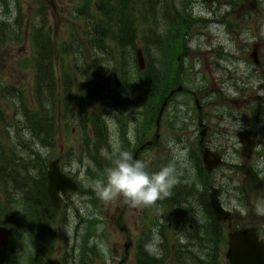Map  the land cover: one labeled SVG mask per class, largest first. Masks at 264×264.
<instances>
[{"label":"rangeland","instance_id":"obj_1","mask_svg":"<svg viewBox=\"0 0 264 264\" xmlns=\"http://www.w3.org/2000/svg\"><path fill=\"white\" fill-rule=\"evenodd\" d=\"M83 1L84 0H10L11 14H6L4 8L0 4V22H6L4 24L7 25L12 21V25L15 29L18 26L17 23L20 24L17 39L14 32H7V29H10L9 25L8 27L6 26V30H2V32L0 30V146L2 145L1 142L4 145L8 144V147L9 145L13 147L16 153L19 152L18 147H21L23 148L22 155L26 156L29 148L26 143H23L25 134L20 131V135L17 137L15 131L12 129V125L15 124V118L17 128L22 130V126H24L26 122L25 109H29L28 106H33L34 104L32 101L34 96L37 97L33 94L35 88L38 97L43 91L47 92L48 94L46 95L48 96L55 95L59 102L57 118L60 120L62 115V121L69 122V129L71 128L72 131L71 134H69V131L66 133L58 130L57 147L53 155L58 156L61 153L66 163L65 167L71 168V170L79 174L81 178L80 181L81 183L83 182V187L88 188L92 185L90 179H87L85 176L87 164L86 155L81 156L79 153V151L83 152L84 150V147L80 149V144L88 138L86 125L83 123L84 117H90L92 114L95 116L102 112L103 122H99L97 127L102 134L106 130L107 142L112 143V145H115V148L119 150L121 148L119 124H124L129 128L128 134L131 135V140H133V133L136 125L133 120L136 116H140L142 106L139 104L138 108H136V105L131 102L132 98H134L133 102L136 98L139 103V99L137 98H140V94H138L139 90L131 89V85L136 83L134 80L135 77L141 78V72L135 65L133 48L128 50V57L126 59L123 58V53L119 56L121 57V59H119L117 57V51L119 50L112 46H110L111 49L107 50L108 54H96L93 48L90 49L84 45L88 42V38L85 34V19L84 16L78 15V17H76V9ZM92 1L93 3L91 5ZM92 1L89 4L90 14L95 18L98 15V11L96 7H94L95 0ZM181 1L182 0H165V6L171 7L173 4H178ZM190 3L195 23L191 26L185 38L188 48L185 49L184 53L186 57L182 61L179 70V80L187 90L182 94L176 95L163 113L159 126L160 141L157 150L146 151L140 155L146 162L151 161L157 165L158 162L170 161L173 158L178 161L181 158L187 157V153H189L191 147L194 145L191 139L195 132L192 130V124H194L193 122L197 118L193 99L190 97L188 91L194 90L193 92H195L198 99L201 101L203 92L201 89L205 85L207 86L206 95L209 96L211 94L210 89L214 90L219 88V80L225 75V73H222V71L216 67L217 64L221 66L227 65L226 67L230 70L234 68V63L230 66L220 55L228 57L237 55L235 49L237 44V17L235 14L237 10V0H226L225 2L216 1L210 6L205 5L204 0H190ZM43 5L44 9H46V12L43 13L46 19L34 16V13L38 11L37 8H42ZM142 5L135 4L136 9H134L132 27L135 34L133 42L135 43V49L142 46L144 47L146 44L150 46L151 40L149 39H151L154 34L153 30L149 31V26L154 28L153 11ZM152 5L155 6L158 4L154 1ZM159 8L160 6L154 11L157 18V29H159L162 17ZM241 24L243 26L247 25L243 21ZM34 25L43 26L49 31L53 46L55 44L58 46L60 44L64 45L70 41L71 35L75 33L80 38L82 42L81 47H83L82 52L79 49L76 57L75 51L77 48H75L74 53L67 54L63 57H54L50 61L49 73H51L49 79H51V81L47 83L48 77L45 76V86H41V88L33 86L35 71L34 59H32L33 49L30 47L28 32L30 31L29 27L32 28ZM257 29L260 32L261 25H258ZM261 39L264 40L262 36ZM70 45L69 43L63 47L67 48ZM249 52L250 49L245 53H241L240 56H248ZM45 58H47L46 55ZM175 66L178 68V65ZM40 76L39 79L43 77L42 75ZM233 78L235 79L236 77L230 76V79ZM262 80L263 74L259 71L253 81L259 84ZM105 81H107L106 86L109 91L104 90L103 86ZM117 81H119L121 88L129 89L134 94L127 92L121 93L118 98L123 104L121 111L116 110L113 103L114 98L112 97L116 94ZM51 83H53V85H51ZM93 87H96L101 94L99 100H93L90 96L89 91ZM88 88L89 91L86 92ZM255 90H257L254 91L255 96L263 94L262 88ZM126 97L128 99H126ZM64 101L69 105V112L67 113L64 111ZM215 109L216 107L211 105L209 110L215 111ZM216 112L217 111H215L214 114ZM114 116L117 119H114ZM131 116L132 119H130ZM148 117V130L154 131V111L149 114ZM2 123H6L10 128L4 130V127L1 125ZM99 140L104 142L103 138ZM26 141L29 144V141ZM90 144L97 143L91 141ZM45 153L49 154L50 151L47 150ZM158 153H160V155H158ZM27 164H29V161ZM31 164H33V161L31 162L30 157V166ZM182 165L184 164L182 163ZM177 184L187 186L190 190V213L193 209L199 211L195 205L198 203V199L194 191L200 189L201 183L195 180L193 182L190 171H187L184 167L178 171ZM179 196L181 197V195ZM71 200L75 203V206H77L76 208H71L72 212L78 210V214L84 216L96 215L102 220V224H96V228H94L95 231H93L95 236L90 244L94 246L92 249L98 252L96 257L94 256L91 259L90 253H87L89 256L84 260L81 256V252L87 251L79 252V242H77L74 248V226L79 218L78 215L75 217L72 212L71 214L68 212L69 206L60 212L59 217L63 218L67 210V214L71 219L70 226L66 225L65 228H58L57 217L55 213H52L50 215H45L41 225L42 230L35 231L39 240H41L43 235H46V240L51 238V236V239L54 240L56 231H58L59 237H62L60 240L63 241V244L61 247L59 246V251L56 250L57 246L53 247L52 253L60 252L61 255H68L69 252H75L76 259H74L72 263L67 260L66 264H117L123 256V249L122 253L119 255L114 254V249L118 250L123 248L128 237L132 240L139 238L140 244L138 249H133L132 252H129L130 258L135 262L137 251L141 249L144 241H150L153 232H155L147 233L145 231V233L142 234L144 230L141 231L144 227H153L151 218L156 216L157 213L152 209L148 210L143 220L142 213L144 206L133 207L124 199L115 198L110 202L101 200L97 203L98 206L95 208L87 203L88 199L82 192L80 194H74ZM257 203L258 202H256V204ZM116 205L118 206V211H116L117 209L114 207ZM23 209L24 204L18 206V211L21 213V220H23ZM256 212L258 215H264L263 207H259L258 210L256 208ZM4 216L5 214H1L0 218H4ZM121 216H123L121 225L126 229L124 233L119 230L116 224V218ZM41 231H43L42 235ZM162 231L165 234H169V230L166 228L160 229V232ZM20 232L21 234L18 236V240L21 246L17 247L16 252L23 253L17 257L20 264H28V258L25 252H30L27 250V244L30 243V234L32 232L28 226H26V223H24V228ZM141 235L142 239H140ZM65 242L68 243L66 244ZM172 242L175 241L167 238L169 247ZM162 253L164 255L163 248H161L159 254ZM161 264L168 263L166 261L162 262L161 260Z\"/></svg>","mask_w":264,"mask_h":264},{"label":"flooded vegetation","instance_id":"obj_2","mask_svg":"<svg viewBox=\"0 0 264 264\" xmlns=\"http://www.w3.org/2000/svg\"><path fill=\"white\" fill-rule=\"evenodd\" d=\"M261 2L258 0L257 4ZM255 10L250 13L244 11L241 17H237L238 26L242 18H246L247 24L253 21V27H257L258 19L264 20V11L259 14V10ZM237 32V38L240 39L237 40V54L249 47L256 49L257 54L261 52L264 43L260 37L252 34L249 28H240ZM260 59L264 63V57ZM251 61L255 66L264 67L261 61L255 63L251 56H237L232 111H226L223 118L217 116V123L212 119L203 123L205 137L201 150H209L206 162L202 161L201 155L198 157L193 153L188 154V165L193 170H198L201 180L197 192L200 191L203 195V229L208 239L211 237L217 240L214 247L216 252H226L228 234L231 231L255 227L257 217L253 204L257 200L264 202V69L261 68L262 84H256L251 78L252 71L257 69L251 66ZM257 86L259 89L263 88L260 96H255L254 89ZM218 90L210 89L214 93H218ZM209 167L211 169H207ZM211 191L220 206L229 213L228 218L217 221L213 212L211 214ZM191 226L189 223L188 227Z\"/></svg>","mask_w":264,"mask_h":264},{"label":"trees","instance_id":"obj_3","mask_svg":"<svg viewBox=\"0 0 264 264\" xmlns=\"http://www.w3.org/2000/svg\"><path fill=\"white\" fill-rule=\"evenodd\" d=\"M156 1L158 5H152V3ZM188 0H183L180 4H173L171 7L165 6L164 0H97V9H98V17H96V21L93 20L92 16L88 15L87 21L90 22L88 24L89 32L87 37L91 45H97L99 49H104L106 47V43L108 40H112L113 42L119 44L121 46V50L127 51L129 46H133V40L135 38V34L133 31V18H134V9L135 4L144 5L145 7L147 4L152 6L150 9L153 11L157 10L160 6V10L163 12V18L161 17V22L159 28H166L170 31L171 37L167 36L164 40H168L170 42L169 45L164 47H159L158 50L160 54L164 56L165 61L163 62V75L161 76L160 80H156L154 85L159 84L158 90L160 95L163 97L165 92L170 88L174 87L179 83V77L176 76L177 71L174 69L175 63H177L176 58L180 56V51L182 50L181 41L183 40V32L186 31L191 23L192 20L190 19L189 14V5ZM142 5V6H143ZM170 10L171 14H168ZM172 11H174L172 13ZM170 15V16H169ZM154 28L149 26L150 31H154L155 33V40L159 41L160 38L158 34L160 33V29L156 31L158 25L156 23L157 18L154 16ZM95 24L94 32L90 31L91 27ZM162 30V29H161ZM172 40L173 42H171ZM150 49V48H149ZM155 49V48H154ZM151 50V49H150ZM66 50H63L65 52ZM167 65H172L173 67H167ZM42 67V62L38 63V69ZM178 70V69H177ZM175 72V73H174ZM43 77L38 80V83L41 86H44V77L45 74L42 75ZM49 81V78H48ZM152 85V86H154ZM154 88V87H153ZM42 105V102L40 103ZM54 124L53 120H50V133L48 132V139L49 145L51 146L52 140L50 137L53 134ZM40 127L38 128V131ZM43 183L44 177L43 175L37 176L35 178V194L40 196L41 204L40 206L46 209H51V206L48 202V199L43 197ZM46 197V195H45ZM24 198L26 197V192H24ZM37 207V204H34V208ZM0 211L1 208H0ZM3 255L5 252L0 251ZM194 259V258H193ZM196 260V259H195ZM197 261V260H196ZM194 264V263H191Z\"/></svg>","mask_w":264,"mask_h":264},{"label":"clouds","instance_id":"obj_4","mask_svg":"<svg viewBox=\"0 0 264 264\" xmlns=\"http://www.w3.org/2000/svg\"><path fill=\"white\" fill-rule=\"evenodd\" d=\"M102 156L109 158L107 153ZM177 183L174 165H166L152 171L142 160L134 158L131 151L119 150L103 175L92 185L98 199L110 202L115 198H123L133 207L152 206L157 201L170 195ZM160 243L158 235H153L145 250L150 254L158 253Z\"/></svg>","mask_w":264,"mask_h":264},{"label":"water","instance_id":"obj_5","mask_svg":"<svg viewBox=\"0 0 264 264\" xmlns=\"http://www.w3.org/2000/svg\"><path fill=\"white\" fill-rule=\"evenodd\" d=\"M208 2L211 0H207ZM138 53V62L142 66L143 60ZM181 88H178V90ZM118 103V102H117ZM166 102H164L160 113L163 111ZM76 190L72 179L65 177L60 173L56 162H52L49 165V171L47 173V192L51 202L55 207L60 206L59 191L66 193L69 190ZM216 212V216L220 218V211L218 206L213 205ZM0 245L5 248L7 245V233L3 227H0ZM229 252H227V258L230 264H264V245L258 241L257 234L253 230H244L232 234L229 242ZM45 264H59L56 261L48 260Z\"/></svg>","mask_w":264,"mask_h":264}]
</instances>
